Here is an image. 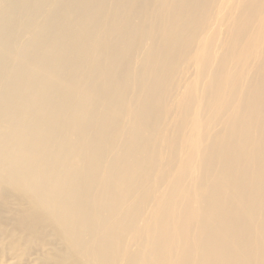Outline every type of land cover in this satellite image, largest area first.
Masks as SVG:
<instances>
[{
  "label": "bare ground",
  "instance_id": "obj_1",
  "mask_svg": "<svg viewBox=\"0 0 264 264\" xmlns=\"http://www.w3.org/2000/svg\"><path fill=\"white\" fill-rule=\"evenodd\" d=\"M0 262L264 264V0H0Z\"/></svg>",
  "mask_w": 264,
  "mask_h": 264
},
{
  "label": "rangeland",
  "instance_id": "obj_2",
  "mask_svg": "<svg viewBox=\"0 0 264 264\" xmlns=\"http://www.w3.org/2000/svg\"><path fill=\"white\" fill-rule=\"evenodd\" d=\"M5 261V259H3ZM1 263V262H0Z\"/></svg>",
  "mask_w": 264,
  "mask_h": 264
}]
</instances>
